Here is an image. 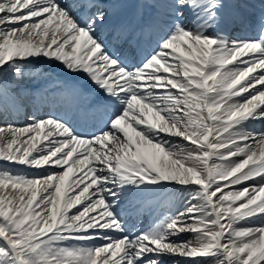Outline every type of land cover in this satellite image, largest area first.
<instances>
[{"label": "snow or ice", "instance_id": "obj_1", "mask_svg": "<svg viewBox=\"0 0 264 264\" xmlns=\"http://www.w3.org/2000/svg\"><path fill=\"white\" fill-rule=\"evenodd\" d=\"M250 7L0 0V264H264Z\"/></svg>", "mask_w": 264, "mask_h": 264}, {"label": "bare ground", "instance_id": "obj_2", "mask_svg": "<svg viewBox=\"0 0 264 264\" xmlns=\"http://www.w3.org/2000/svg\"><path fill=\"white\" fill-rule=\"evenodd\" d=\"M260 3H261V0H260ZM41 63H43V62H41ZM56 112H58V111H56ZM16 119H18L20 122H23L24 121V115L20 114V116L16 117ZM256 127H264V125L257 124ZM28 171H31V170H28ZM131 222H136V221H130V223ZM136 226L137 227H141L143 225L140 222H136ZM186 238L190 239L191 237H186ZM174 263H176V264H186V262L183 261V260L177 261L176 259H172V258H164V264H174Z\"/></svg>", "mask_w": 264, "mask_h": 264}]
</instances>
